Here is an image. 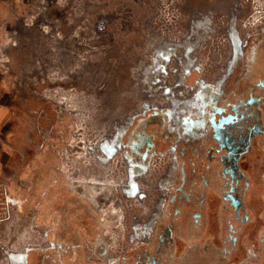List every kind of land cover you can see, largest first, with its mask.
Instances as JSON below:
<instances>
[{"label":"flooded vegetation","instance_id":"1","mask_svg":"<svg viewBox=\"0 0 264 264\" xmlns=\"http://www.w3.org/2000/svg\"><path fill=\"white\" fill-rule=\"evenodd\" d=\"M189 87L185 101L143 107L101 140L71 145L65 125L61 140L82 158L75 173L18 154L0 226L12 208L27 221L6 228L0 264H211L237 252L238 264H264V31L224 81ZM130 201L151 215L121 245L102 216Z\"/></svg>","mask_w":264,"mask_h":264},{"label":"rangeland","instance_id":"2","mask_svg":"<svg viewBox=\"0 0 264 264\" xmlns=\"http://www.w3.org/2000/svg\"><path fill=\"white\" fill-rule=\"evenodd\" d=\"M263 13L264 0H4L0 80L16 93L21 131L30 137L20 155L50 156L65 174L77 172L82 158L61 140L65 125L71 145L101 140L143 107L170 109L185 101L194 79L224 81L230 55L220 58L216 49L226 44L224 20ZM167 47L173 50L164 61ZM194 56L199 70L181 63ZM2 193L1 211L11 200ZM131 204L108 207L102 216L107 237L121 245L147 220ZM7 216V228L27 221L13 208Z\"/></svg>","mask_w":264,"mask_h":264},{"label":"crops","instance_id":"3","mask_svg":"<svg viewBox=\"0 0 264 264\" xmlns=\"http://www.w3.org/2000/svg\"><path fill=\"white\" fill-rule=\"evenodd\" d=\"M0 3H4V0H0ZM1 37V35H0ZM3 37V35H2ZM6 84L4 80H0V189L2 190L3 185H5L6 178L9 175L16 174L23 165L17 161V155L21 154L22 146L24 148L28 147L30 137H25L24 132L21 131L20 121L18 117V112L16 109L15 98L16 93H10L9 89H6ZM10 193H15V186L13 182L7 184ZM161 198V196H159ZM152 196L149 197V203H151ZM147 211V210H146ZM151 215V210L147 211V215ZM10 221L6 224H9ZM16 223H13V225ZM9 226V225H8ZM5 223L0 227V231L4 230V235H0V239L3 238L4 244H8V235L5 234L6 231ZM8 229V228H7ZM246 230H250L248 227ZM207 233H211V228L208 226ZM1 234V233H0ZM21 240V238H20ZM22 243V242H21ZM188 244V243H187ZM186 243L181 244L180 247L184 248L187 246ZM201 253V252H199ZM202 254V253H201ZM243 254L239 252L233 254L230 258L220 260L217 263L214 259H209L211 264H238L242 259Z\"/></svg>","mask_w":264,"mask_h":264},{"label":"water","instance_id":"4","mask_svg":"<svg viewBox=\"0 0 264 264\" xmlns=\"http://www.w3.org/2000/svg\"><path fill=\"white\" fill-rule=\"evenodd\" d=\"M263 21H264V13L256 17L247 16L245 18H241L240 20L238 18L237 19L231 18L229 20L228 19L224 20L225 30L222 31V33L225 35L226 44L223 45V48L217 47L216 49L218 54L220 55V58H221V53H224V55L228 53L230 57L228 58L226 64L224 65V72L222 73V77L225 76L227 77L232 71L236 61L243 52V48L246 44L247 38L258 33L260 30H263L264 27L261 26V24H263ZM195 47L196 46L188 47V49L185 50V53H191L195 49ZM172 50H173L172 47H167V50L164 52L165 55L162 56L164 61H168V57ZM161 54L162 53H160V55ZM185 59L186 61H182L181 59V63L185 64L184 66L188 68L194 67V69L197 70L201 68V64L199 62L197 63V58L195 56L191 58L186 57ZM178 60L180 62V59ZM105 142H110V141H105ZM108 151L113 152L114 150L113 148H109Z\"/></svg>","mask_w":264,"mask_h":264},{"label":"built area","instance_id":"5","mask_svg":"<svg viewBox=\"0 0 264 264\" xmlns=\"http://www.w3.org/2000/svg\"><path fill=\"white\" fill-rule=\"evenodd\" d=\"M4 217V212H3V207H2V211L0 210V219H2Z\"/></svg>","mask_w":264,"mask_h":264}]
</instances>
